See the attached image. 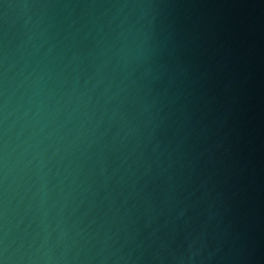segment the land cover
I'll return each instance as SVG.
<instances>
[{
	"label": "water",
	"instance_id": "water-1",
	"mask_svg": "<svg viewBox=\"0 0 264 264\" xmlns=\"http://www.w3.org/2000/svg\"><path fill=\"white\" fill-rule=\"evenodd\" d=\"M0 264H264V0H0Z\"/></svg>",
	"mask_w": 264,
	"mask_h": 264
}]
</instances>
